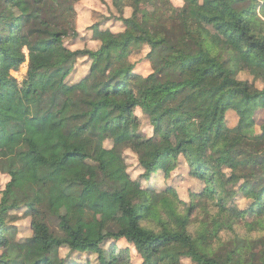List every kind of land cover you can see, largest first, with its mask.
Instances as JSON below:
<instances>
[{
    "label": "trees",
    "instance_id": "1",
    "mask_svg": "<svg viewBox=\"0 0 264 264\" xmlns=\"http://www.w3.org/2000/svg\"><path fill=\"white\" fill-rule=\"evenodd\" d=\"M15 1L23 6L21 13L14 12ZM158 1V8L169 3ZM75 2L0 0L5 127L0 148L6 151L0 171L9 176L0 189V264H131L132 248L142 259L138 264H264L253 251L254 238L236 230L237 223L264 229V116L259 132L255 128V112L264 108V21L263 29L254 26L243 0H183L177 24L192 44L181 47L167 37H151L133 14L123 15L124 0H112L116 19L127 27L125 36L114 37L93 24L99 44L70 48L66 40L80 32ZM257 4L264 17V0ZM134 43L150 48L151 71L145 76L133 70L134 64H120ZM79 58L85 74L70 83ZM25 60L27 71L18 81L10 71ZM239 72L248 77L239 78ZM137 108L154 132L169 127L175 121L169 116L176 113L182 136L155 147L152 136L138 130ZM229 109L238 116L231 127L223 124ZM124 148L137 155V178L127 170ZM180 155L191 177L202 183L198 201L182 202V208L171 186L157 190L141 181L158 171L167 176ZM86 168L93 169L95 186L113 195L121 214L95 237L80 235L53 210L64 196L67 210L93 222L92 207L82 197L88 180L78 176ZM230 184L248 199L236 213L225 204L223 188ZM135 197L162 210L157 223L134 209ZM20 208L31 217L25 237H17L10 220L9 212ZM196 208L202 216L193 230ZM51 217L59 232L50 228ZM88 254L94 258H83Z\"/></svg>",
    "mask_w": 264,
    "mask_h": 264
},
{
    "label": "rangeland",
    "instance_id": "2",
    "mask_svg": "<svg viewBox=\"0 0 264 264\" xmlns=\"http://www.w3.org/2000/svg\"><path fill=\"white\" fill-rule=\"evenodd\" d=\"M169 3L163 4L159 7L158 0H139L135 6H132V0H124L123 15L129 16L133 14L137 21H140L146 31L151 35V37L156 39H162L164 37L169 38L172 42H175L181 47L187 46V44H192V39L183 30L178 28V21L182 19V8L183 0H168ZM243 3L249 5L250 10V21L251 23L263 29L262 22L264 17L259 12V5L257 0H243ZM130 4V5H129ZM14 12L21 13L23 11V6L15 1L13 4ZM75 23L76 28L80 30L79 36L73 40H66V45L70 48L75 47H85L93 48L97 46L99 41L94 39L92 35L93 24H97V27L107 33L113 35L117 38H123L126 34V29L120 20H117L118 11L113 5L112 0H76L75 2ZM256 15H254V11ZM133 12V13H132ZM117 53L120 54L121 50L117 47ZM149 46L143 43H134L131 45L127 55L122 57L120 64H134V71L141 75H147L151 71V63L147 58V53L149 51ZM121 55V54H120ZM86 62V61H85ZM84 61L82 58L76 60L74 69L71 70L68 81L75 82L82 78L85 74ZM28 62L25 60L17 70H11L10 73L18 81H21L27 71ZM239 78L248 77L246 73L239 72ZM135 113L138 116V130L144 136H152L153 144L157 148H163L164 146L176 143V141L182 136L181 125L176 113H171L170 118L175 121L170 124L169 127L162 128L158 132H154L153 128L150 126L149 120L141 110L135 109ZM117 113H113L116 115ZM264 108L258 109L255 112L256 120V131L259 132V125L263 121ZM238 116L232 110H226L224 113L223 124L227 126H234L237 122ZM5 129L4 122L0 121V132ZM124 129H119L115 132L116 135L122 134ZM106 146H110V141H105ZM124 158L128 165V172L132 178H137L141 172V168L138 165L137 155L133 153L130 148H124L123 153ZM6 155V151L0 148V158ZM200 157H203V152L200 151ZM179 162L170 173L164 177L162 171H158L151 180L144 181L141 180L143 185H148L154 187L157 190L171 186L176 193V196L181 200L179 202V208L184 205L182 202L188 204L189 202L198 201L197 193L200 192L202 188V183L195 178L191 177L189 174V166L187 162L181 157H178ZM53 170V169H52ZM78 176L87 179L88 186L82 192L83 200L92 207L91 217L93 222H88L80 218V214L77 210L71 209L67 210L65 208V197L59 196L54 204V212L57 214H64L67 223L77 230V232L82 236L95 237L99 233H103L106 230L107 222L109 219H119L120 218V208L117 205L113 195L111 193H103L97 186H95L94 171L92 168H86L78 173ZM9 180V176L0 171V189L5 187V184ZM226 199L225 204L229 209L230 213H236L238 210L243 209L247 204L248 199L242 197L241 192L237 190V184L232 186V184L225 186L223 188ZM200 203V202H199ZM134 209L142 214L144 217L157 220L162 215V210L157 206H145L144 200L141 197H135L133 199ZM25 209H14L9 213L11 214V223L14 224L17 232V237H25L31 233L30 220L31 217L25 214ZM202 213L199 208L193 212L191 216V228L194 230L196 225H198V219H200ZM247 221H251L250 217L246 218ZM156 222V221H154ZM143 224H150L148 221L143 220ZM157 223V222H156ZM237 231L241 230L244 234H248L250 238H254L253 251L257 258H261L264 262V229L259 227L257 229H249L242 223H237ZM50 228L59 232L57 221L54 217L50 218L49 221ZM228 237H232V233L226 234ZM118 244L124 246L126 243L124 240L118 241ZM131 264H138L141 262L140 256L132 248ZM61 254L65 255L66 250H61ZM90 256L94 258V254L83 255ZM238 255H235V260ZM92 264H96L92 261Z\"/></svg>",
    "mask_w": 264,
    "mask_h": 264
}]
</instances>
